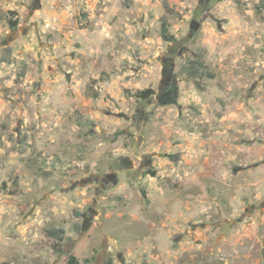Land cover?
I'll return each mask as SVG.
<instances>
[{
	"label": "rangeland",
	"instance_id": "374dc122",
	"mask_svg": "<svg viewBox=\"0 0 264 264\" xmlns=\"http://www.w3.org/2000/svg\"><path fill=\"white\" fill-rule=\"evenodd\" d=\"M70 257L264 264V0H0V264Z\"/></svg>",
	"mask_w": 264,
	"mask_h": 264
},
{
	"label": "trees",
	"instance_id": "16d2710c",
	"mask_svg": "<svg viewBox=\"0 0 264 264\" xmlns=\"http://www.w3.org/2000/svg\"><path fill=\"white\" fill-rule=\"evenodd\" d=\"M160 37L165 42H171L174 40V38L168 34L167 25H166L165 21H162V23H161ZM203 68H204L203 60L195 59V60H190L186 64L184 71H185L186 75L190 79L194 80L196 82L195 84L197 86H199V82L196 81L198 78L201 79L205 76L207 78L212 77L211 74L204 72ZM145 94H146L145 92L141 93V95H142L141 97L146 98L147 95H145ZM58 233H62V230H54L52 232H48V236L49 237H57ZM67 264H77V261L75 260L74 257H70L67 261ZM108 264H110V263H108Z\"/></svg>",
	"mask_w": 264,
	"mask_h": 264
}]
</instances>
